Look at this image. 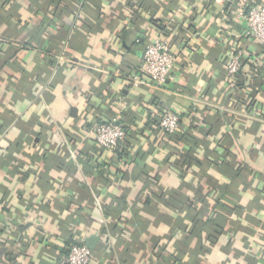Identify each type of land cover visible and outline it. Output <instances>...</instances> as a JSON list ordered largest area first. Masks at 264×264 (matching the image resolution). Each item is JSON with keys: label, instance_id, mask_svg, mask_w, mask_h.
Here are the masks:
<instances>
[{"label": "crops", "instance_id": "0c3cea01", "mask_svg": "<svg viewBox=\"0 0 264 264\" xmlns=\"http://www.w3.org/2000/svg\"><path fill=\"white\" fill-rule=\"evenodd\" d=\"M142 1L0 0V264H63L67 239H93L91 264H264V44L234 16L264 0ZM155 39L176 52L172 77L134 86ZM148 111L180 115L195 159L214 151L239 177L212 165L180 176L172 164L192 144L167 141ZM125 113L138 143L125 156L94 148L98 119ZM157 186L200 214L144 205ZM219 198L227 209L214 211Z\"/></svg>", "mask_w": 264, "mask_h": 264}, {"label": "built area", "instance_id": "2783aa9c", "mask_svg": "<svg viewBox=\"0 0 264 264\" xmlns=\"http://www.w3.org/2000/svg\"><path fill=\"white\" fill-rule=\"evenodd\" d=\"M241 21L245 36L255 44H264V5H251L234 12ZM226 60V76L234 83L243 67V51L234 48ZM176 62V52L167 40L155 39L149 43L142 54L141 62L131 78L134 86L138 84L163 88L171 79ZM179 128V115L166 111L159 115L157 129L164 135H172ZM94 146L104 151L116 149L126 137V129L116 119H98L92 132ZM92 251L83 245H72L63 264H91Z\"/></svg>", "mask_w": 264, "mask_h": 264}, {"label": "trees", "instance_id": "16d2710c", "mask_svg": "<svg viewBox=\"0 0 264 264\" xmlns=\"http://www.w3.org/2000/svg\"><path fill=\"white\" fill-rule=\"evenodd\" d=\"M51 1H52V3H56L57 2V4L59 5L61 3V1H63V0H51ZM140 1H142V0H140ZM73 8H71V9H73L74 13L79 12V7H73ZM160 28L162 29L164 27L160 26ZM66 36H67L66 33L64 34V31L62 29V31H61V37L64 38V39H66ZM69 42H70V40L68 41V45H69ZM143 52H144V50H143ZM239 74H240V72H239ZM239 74H238V77H239ZM146 114L148 116V119L146 120V124L149 125L150 128L154 127L155 130L159 132V130L157 129V123L159 121L158 115L157 114L150 113V111H148ZM125 115L127 117V119H126L127 120L126 121L127 123H125V122L124 123L120 122V123L126 129V137L123 140V142H121L119 144V146L116 149L113 150V151H115L117 153L116 155L119 154V156H125V155H127V153L125 152L126 151V148L125 147L128 144V140H132L134 142V144H137L138 143L137 137H135V135H136L135 134V131H133V130H131V128H129L130 127L129 124H130V122H132L131 115H127V113H125ZM213 126H214V124L212 125L210 131H205L204 133L207 135L210 132L214 131ZM133 127H134V130H136V126H133ZM191 129H188V128L183 127L182 121H181V117L179 115V128H178V130L175 133H173L172 135H168L166 137V140L167 141H169V142L172 141L173 143H176V144H179L180 143V144L186 145V146H189L190 144H192V145H190L191 147L189 146V149L188 150H186V149L185 150H181L180 151V154H179V159H177L176 162H174L172 164L173 168H175L176 170L179 171V175L182 176V177H184L186 175L187 171H189V169L193 165L200 166V167H206L208 165H212V166H214V168H217L220 171H223L224 174L230 176L231 178L232 177L233 178L239 177L240 172H241V168L240 167H237L234 163H232V162H226V163L225 162H222V163H218L217 161H210L209 160V157L211 156V154H214L215 153L214 151H208L207 153H205L202 160L195 159V157L192 155V149H194L196 147L195 146L196 143L193 144V142H196L195 141L196 138L190 135ZM142 130H141V133H142ZM137 133H139V131H137ZM138 145H139V149H140V147L142 148V146H143L142 144H138ZM167 147H169L172 150L175 149L173 146H169L168 143H167ZM94 148H96V146ZM135 156L138 157L137 161H139V162L140 161L141 162L143 161L144 155H139L138 153H136ZM164 162H166V161H164ZM153 186H156V185L153 184ZM157 188H158V190H157L158 193L157 192H153L150 197L149 196H146L145 198L143 197V204L144 205L151 204L150 201L152 199H154V200H156L159 203L165 204V206L167 208L171 209V210L181 209V210L187 211L188 213L198 215L199 210L195 206V203H191L190 205H187L186 204V206H185L184 203H182L176 197L172 196L171 194H170V196L167 197L166 193L165 192H162L160 187L157 186ZM117 206L120 207V208L121 207L126 208L128 206V202L126 201L125 198L122 197L120 200H117ZM205 208H206V206H205ZM225 209H227V206L224 204L223 199H221V198L217 199L216 200V203H215V206H214V211H216V210L217 211H220V210H225ZM233 210L238 211V210H240V208L238 206H234V209ZM191 220H193L194 225L197 223L196 222L197 217L196 218L192 217ZM202 224H206L207 225V224H209V222H206L205 221ZM220 225L221 224L218 223L217 225H215V228L221 229L222 226H220ZM116 227H115L114 230H118V227L117 228ZM210 238H211V240H214L215 239L213 237H210ZM83 244H84L83 241H81L80 239H67L66 240V243H65V249L62 252L64 254L63 256L64 257L67 256L68 251H69V248L72 245H83ZM171 264H176V261L175 262H172Z\"/></svg>", "mask_w": 264, "mask_h": 264}, {"label": "water", "instance_id": "95a60500", "mask_svg": "<svg viewBox=\"0 0 264 264\" xmlns=\"http://www.w3.org/2000/svg\"><path fill=\"white\" fill-rule=\"evenodd\" d=\"M92 241H93V239L92 240L88 239V240H85V242H84L85 246L88 247L90 250L93 249V247H92L93 242Z\"/></svg>", "mask_w": 264, "mask_h": 264}]
</instances>
